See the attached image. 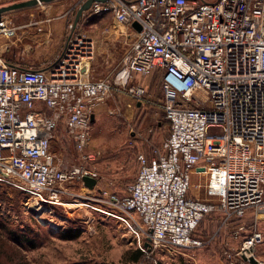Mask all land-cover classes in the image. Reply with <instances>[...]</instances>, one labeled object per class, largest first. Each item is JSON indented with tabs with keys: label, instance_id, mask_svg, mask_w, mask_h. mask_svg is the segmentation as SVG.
Listing matches in <instances>:
<instances>
[{
	"label": "built area",
	"instance_id": "built-area-1",
	"mask_svg": "<svg viewBox=\"0 0 264 264\" xmlns=\"http://www.w3.org/2000/svg\"><path fill=\"white\" fill-rule=\"evenodd\" d=\"M83 14L111 16L126 29L131 48L116 85L145 105L150 91L141 78L160 72V106L170 123L168 138L138 156L135 181L111 195V204L138 217L152 250L204 247L213 238L196 232L207 215L221 212L224 228L234 224L240 241L236 256L225 255L264 264L258 222L252 230L243 224L250 212L264 215V0H101ZM77 27L69 25L63 52L46 69L0 58V177L42 202L58 203L76 185L87 191L78 194L84 200L98 197L90 193L100 175L90 164L101 152L86 147L92 116L115 82L92 77L95 41ZM10 30L0 12V36ZM60 126L82 153L78 166L62 167L51 150ZM194 173H208V199L191 195ZM86 176L97 179L94 189L85 186Z\"/></svg>",
	"mask_w": 264,
	"mask_h": 264
},
{
	"label": "rangeland",
	"instance_id": "rangeland-1",
	"mask_svg": "<svg viewBox=\"0 0 264 264\" xmlns=\"http://www.w3.org/2000/svg\"><path fill=\"white\" fill-rule=\"evenodd\" d=\"M18 1L23 0H7L5 4ZM203 1L214 3L217 0ZM71 2L65 3L66 11ZM77 10L74 8L71 20L75 19ZM55 16L53 6L41 3L12 12L7 18L17 26ZM100 18L92 17L93 20L79 24L76 30L95 41V58L90 64L92 77L115 82L108 98L96 110L92 138L86 147L90 153L101 152V157L90 164L100 175L97 192L90 194L99 198L84 200L78 194L87 191L76 185L68 187L72 194L62 196L60 202H42L19 182L0 177V228L9 255L15 263L28 264H244L242 258L231 260L225 255V251H231L236 256L240 241L233 239L231 228L234 224L224 228L221 212L207 215L196 232V236L205 241L213 238L204 247L150 251L145 245L148 242L146 229L138 217L126 215L109 201L111 195L121 196L126 186L135 181L140 169L138 156L150 154L155 146H160L170 134V124L160 106L163 98L161 73L141 78L150 91L145 105L138 106L128 95L127 88L116 85L118 74L127 64L131 40L126 37L125 28L112 27L111 16ZM9 33L0 36L3 61L30 64L45 61L44 57L23 56L12 43L14 35ZM125 75L122 72L119 77ZM134 79H130L131 82ZM51 150L62 167L78 166L81 162L82 153L62 126L55 133ZM202 181L204 189L209 176ZM198 184L202 183L193 176L191 195H196ZM201 193L208 199L205 190ZM255 222L264 234V215L250 212L243 220L249 230L254 228ZM138 251H142L144 257L135 262L133 258ZM257 255L264 260V241L257 248Z\"/></svg>",
	"mask_w": 264,
	"mask_h": 264
},
{
	"label": "crops",
	"instance_id": "crops-1",
	"mask_svg": "<svg viewBox=\"0 0 264 264\" xmlns=\"http://www.w3.org/2000/svg\"><path fill=\"white\" fill-rule=\"evenodd\" d=\"M6 1L7 0H0V3H3V4H0L1 13L5 14L6 16H8V14L15 12V11H20V10H24L27 8L40 5V3L37 2V0H23V1L14 2L11 4H5ZM68 1H72V2L70 5V8H68L66 11L65 3ZM83 1L84 0H40L42 4H48L49 6H53V9L56 13L55 17L41 19L38 22H24L19 25L17 24V26L12 25L10 21V24L12 26H10L11 30H10L9 35H14L13 36L14 40L12 41V43H15V46L22 51V55L23 56H36L40 58L44 57L45 61L43 62L39 61L38 64L36 63L30 64V63H23V62L22 63L21 62L20 63L8 62V63L19 66V67H23V68L32 67L35 69H46L50 67L55 62L57 57L61 55V53L63 52L66 46V43L71 34V30L69 29V24L74 22L75 24L79 25L81 23H85L87 21L93 20L92 18H87L83 14L79 22L76 23V18H77V14L79 11V7H81V5L83 4ZM17 3L18 5H16ZM28 4H31V5L28 6ZM76 7L78 9L76 13V17L75 19L71 20L70 15L73 13L74 8ZM111 23H112L111 25L113 28L115 26H118V24H116L114 21H112ZM8 45H11L10 42L8 43ZM49 58H53V59L51 61H48L47 59ZM157 73H160V72H156L154 75H156ZM198 189L199 190L197 191L196 195H193V196L204 199V196H203L204 194L202 195L201 193V191H204V189L202 188H198Z\"/></svg>",
	"mask_w": 264,
	"mask_h": 264
},
{
	"label": "trees",
	"instance_id": "trees-1",
	"mask_svg": "<svg viewBox=\"0 0 264 264\" xmlns=\"http://www.w3.org/2000/svg\"><path fill=\"white\" fill-rule=\"evenodd\" d=\"M98 18H100V16H98ZM164 115H165V113H164ZM28 242L31 243V241H28ZM147 248L150 251L152 250L149 247H147ZM143 257H144V253L142 251H138L133 259L135 262H140ZM0 264H28L27 262L15 263L13 261V258L9 255L8 245L6 243L5 235L3 234L1 228H0Z\"/></svg>",
	"mask_w": 264,
	"mask_h": 264
},
{
	"label": "water",
	"instance_id": "water-1",
	"mask_svg": "<svg viewBox=\"0 0 264 264\" xmlns=\"http://www.w3.org/2000/svg\"><path fill=\"white\" fill-rule=\"evenodd\" d=\"M94 1H101V0H87L81 7H80V9H79V11H78V14H77V18H76V23H78L79 22V20L82 18V16H83V13L85 12V11H87L89 8H90V6H91V4H92V2H94ZM38 2V1H37ZM31 4H28V6H30ZM19 7V6H18ZM17 8V7H16ZM10 9V8H9ZM0 12H1V10H0ZM134 27L138 30V31H141V27L136 23V24H134ZM141 105V103H138V106H140ZM92 122H95V116H92ZM1 173V172H0ZM83 181H84V184H85V186L86 187H88L89 189H94L96 186H97V183H98V181H97V179H95V178H93V177H90V176H86V177H84V179H83ZM146 247H149L150 249H151V244L149 243V242H147L146 244Z\"/></svg>",
	"mask_w": 264,
	"mask_h": 264
},
{
	"label": "bare ground",
	"instance_id": "bare-ground-1",
	"mask_svg": "<svg viewBox=\"0 0 264 264\" xmlns=\"http://www.w3.org/2000/svg\"><path fill=\"white\" fill-rule=\"evenodd\" d=\"M95 53H96V52H95ZM123 78H125V77H124V76L118 77V81H121ZM207 174H208V173H202V174H197V175H196V174L194 173V178L197 176V177L199 178V180H200V183H202V184H198V185H199V188H203V186H202V185H203V181H202V180L205 179V178L207 177ZM193 184L196 186L197 183H196L195 180L193 181Z\"/></svg>",
	"mask_w": 264,
	"mask_h": 264
}]
</instances>
